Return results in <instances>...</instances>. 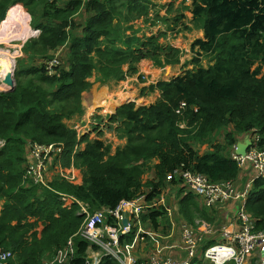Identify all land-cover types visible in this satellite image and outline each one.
I'll return each instance as SVG.
<instances>
[{"label":"trees","instance_id":"obj_1","mask_svg":"<svg viewBox=\"0 0 264 264\" xmlns=\"http://www.w3.org/2000/svg\"><path fill=\"white\" fill-rule=\"evenodd\" d=\"M154 1L0 0V24L11 9L8 21L25 10L32 29L41 31L24 45L25 59L17 58L15 90L0 91V253L13 255L6 264H58L59 252L71 240L75 245L69 263L89 264V244L76 236L86 215L63 199L77 200L90 214L115 210L141 193V175L149 165L155 175L146 184L149 197L161 196L177 171L195 172L213 183H236L246 176L231 159L237 143L257 135L264 147V0H195L189 12L205 38L193 50L213 64L205 68L196 57L189 64L193 69L150 88L160 92L154 105L120 107L111 123H118L117 135L127 144L115 155L109 156L101 141L80 148L89 139L67 122L84 114L82 94L93 86V73L104 86L137 74L143 60L158 67L180 64L179 50L160 43L166 34L140 38L130 25L137 17H148ZM66 46L69 50L62 59L58 56L50 76L43 61L54 60L55 52ZM204 145L213 150L202 154ZM33 146L59 148L54 164L81 169L84 183L61 177L35 183ZM172 182L177 183L175 178ZM179 204L184 223L194 226L198 217L212 222L210 210L200 208L192 194ZM246 211L257 230L263 229L264 179L254 181ZM162 220V233L169 235L172 225L164 210L144 218L156 232ZM214 242L206 240L193 264H203L202 256ZM99 264L120 263L104 256Z\"/></svg>","mask_w":264,"mask_h":264},{"label":"rangeland","instance_id":"obj_2","mask_svg":"<svg viewBox=\"0 0 264 264\" xmlns=\"http://www.w3.org/2000/svg\"><path fill=\"white\" fill-rule=\"evenodd\" d=\"M195 0H157L154 1L153 5L149 8L148 17L136 18L137 21L132 22L130 25L134 26L135 31L138 30V37L148 38L153 35L158 36L160 34H166L160 39V43L166 46L167 48H174L180 52V64L176 66H156L151 60H143L140 64L137 65L138 73L133 76H127L121 82H111L108 85H101L98 83L97 75L93 73V76L89 79V82L93 84L91 89L82 94V105L84 109V114L82 116L76 117L72 121H68L67 124L77 130L78 136L88 137V142H83L80 145V148L86 147V144L89 142L101 141L105 144L106 148L109 149V156L115 155L119 149H124L127 144V139H121L117 135L118 123H111V118L116 114L117 109L128 104H134L136 108L152 106L160 98V92L157 90L153 91L150 88L155 87L158 83L169 82L179 76L185 74L189 69L195 67L194 64L190 62L196 57L200 60V65L207 68L209 65L213 64L211 59L206 56H198L197 50H193V44L197 40H202L205 38L204 30L197 29L194 27L193 15L189 12V8L192 7ZM11 9L10 11H12ZM7 14L5 23L11 18L9 13ZM25 12V13H24ZM20 11L18 16L24 18L32 30V35L28 39H22L21 41H15L12 38H4L1 36V33L4 28L8 27L12 22L8 21L6 24H0V49L9 51L13 54V73L17 66V58L25 59L23 48L24 45L30 41L34 34V29L31 26V17L24 10ZM17 17V16H16ZM179 17L180 20L178 19ZM13 20V19H12ZM79 22H83L79 20ZM190 27V28H189ZM188 28V30H187ZM127 35L130 33L126 32ZM10 41V42H9ZM68 47H63L59 51L55 52V59L52 61H43L47 67H54L57 62L59 65L60 59L58 56L64 57L68 51ZM18 59V60H19ZM41 61L39 65H43ZM56 66V67H57ZM124 71H128V67L125 66ZM264 73V69H263ZM146 91L143 93V91ZM218 141L222 142L223 139ZM242 142V141H241ZM1 146H4L2 142ZM210 149L208 145L200 147V152L203 154ZM57 152L49 155L47 154L45 168L43 171L37 170V160L34 157L33 151L31 149V154L35 159L31 166V171L37 173L35 183H48L53 181L56 178H64L76 185H82L84 183V174L81 169L69 168L61 169L58 165L54 164V158L57 156ZM32 159V158H31ZM152 165L156 166L157 162H153ZM151 165L144 169V173L141 175V183L143 190H150L146 184L153 179L155 181L152 172L149 171ZM241 179H247L248 177L244 176ZM240 179V180H241ZM239 180V181H240ZM180 177L177 175L175 177V182L171 180L165 182V186L162 189L167 201V206H172L173 210L176 212V233L171 239H167L168 235L162 233L163 229V220L160 225V232H156L154 227L146 223L147 229L154 231L156 237H147L144 240V246L140 243L143 241L135 242V244L130 248L129 246L121 248L126 256H129L133 259H139L138 264H149L150 257L157 255L162 259L165 258H182L186 252L185 247L183 246L182 231L183 225H187L194 230L197 229L196 223L194 226L188 225L183 222L182 217H180V204L179 201L184 197L187 192L184 191L183 194H178V190H181V187L178 186ZM246 183H244L245 185ZM237 190V189H236ZM238 192V191H237ZM200 208H203L199 201H197ZM2 204L0 203V213L2 210ZM239 207V204H232L219 207L210 211L209 214L212 217V222L203 220L209 225L207 226L209 230L214 231L217 227L225 228H237L239 223L231 222L232 219H236V209ZM204 209V208H203ZM175 217V214H174ZM37 231L41 232L42 228H39ZM214 245V244H213ZM97 255L100 254L99 251L93 250ZM96 259L91 260V264H94ZM203 264H209L207 262H202Z\"/></svg>","mask_w":264,"mask_h":264},{"label":"built area","instance_id":"obj_3","mask_svg":"<svg viewBox=\"0 0 264 264\" xmlns=\"http://www.w3.org/2000/svg\"><path fill=\"white\" fill-rule=\"evenodd\" d=\"M40 34V30L34 31V37L37 38ZM56 66L57 62L54 67L46 66L50 76L54 74L53 69ZM250 136L252 146L245 158L239 157L235 153L236 146L231 154V159L238 163L240 169L249 179L243 190H240L237 186L239 180L236 183H213L204 175L180 171H177L173 176H169V180L173 181L178 175L181 188L187 194L195 196L207 210L213 211L219 207L231 205V203H238L236 219H232L231 222L239 223V226L232 229L217 227L212 231L207 227L209 224L200 219L195 220L196 230L184 224L182 238L183 246L186 249L185 256L162 259L154 255L150 257L149 264H193V259L196 256H201L202 246L207 239L215 241V243L204 252L202 256L204 262L209 264H264V228L257 230L255 221L250 218L246 211L247 199L254 181L264 179V147L260 146L257 135ZM32 151L37 160V170L43 171L47 154L51 155L57 152V149L54 147L33 146ZM60 151L58 150V153ZM34 173L36 172L34 171ZM149 195L150 193H142L131 201L121 203L115 210L103 209L95 214H90L88 207L76 200L63 199L70 206L76 204L81 207L83 214L86 215V220L76 236L89 244L86 258L89 264H91L92 259H96L94 264H99L104 256H112L120 264H138L139 259L126 256L121 248L127 246L131 248L135 242L139 241H143L140 246L141 244L144 246V240L147 237L157 236L154 231L147 229L146 223H149V221H144V218L145 216L149 217L150 214L158 210H164L171 219L172 231L167 239L174 236L176 224L174 223L173 209L167 206L165 195L151 198ZM148 198L151 200H148ZM125 218L128 220L126 227L123 225ZM132 235H134L132 243L121 244V240ZM74 244L75 241L71 240L66 248L59 252L56 258L58 264H70L69 258L74 253ZM96 248L98 250H95ZM93 250L99 251L100 254L97 255ZM12 257L10 251L1 252L0 264H6ZM55 263L53 261L51 264Z\"/></svg>","mask_w":264,"mask_h":264},{"label":"bare ground","instance_id":"obj_4","mask_svg":"<svg viewBox=\"0 0 264 264\" xmlns=\"http://www.w3.org/2000/svg\"><path fill=\"white\" fill-rule=\"evenodd\" d=\"M18 15L19 14H17V17L11 20L12 23L8 27L3 29L1 33V36L3 34L2 37H13V40L15 41H21L22 39H28L29 37H31L33 32L29 26V23L24 18ZM2 42L4 41L1 40L0 43ZM13 60L14 57L11 52L0 49V91L4 92L8 90V86L5 85L3 81L7 74L13 73Z\"/></svg>","mask_w":264,"mask_h":264},{"label":"water","instance_id":"obj_5","mask_svg":"<svg viewBox=\"0 0 264 264\" xmlns=\"http://www.w3.org/2000/svg\"><path fill=\"white\" fill-rule=\"evenodd\" d=\"M6 17H7V15H6ZM14 75H15V73H11V74H7L6 75L3 83L8 86V90L7 91H4V92H13L15 90L16 83H15ZM1 92H3V91H1ZM251 146H252V141H251L250 135H246L245 136V139L242 142L237 143L236 152L235 153L239 157L245 158V156L247 155L248 150L250 149ZM127 224H128V221L125 218L123 220L124 227H126Z\"/></svg>","mask_w":264,"mask_h":264},{"label":"clouds","instance_id":"obj_6","mask_svg":"<svg viewBox=\"0 0 264 264\" xmlns=\"http://www.w3.org/2000/svg\"><path fill=\"white\" fill-rule=\"evenodd\" d=\"M34 31H35V30H34ZM33 37H34V36H33ZM35 38H36V37H35ZM19 58H20V57H19ZM117 110H118V109H117ZM250 138H251V136H250ZM244 139H245V137H244ZM244 139H243V140H244ZM243 140H242V141H243ZM239 142H241V141H239ZM239 142H238V143H239ZM236 146H237V145H236ZM58 150H60V149L58 148L57 151H58ZM75 185H76V184H75ZM178 186H180V183L178 184ZM180 187H181V186H180ZM183 190H184V189H183ZM184 191H185V190H184ZM142 193H143V194H148V193H151V191H150V190L147 191V190H143V189H142V190H141V193H139L138 196H139L140 194H142ZM163 194H164V193H163ZM138 196H137V197H138ZM159 196H160V194H159ZM150 198H151V197H150ZM134 199H135V198H134ZM67 200H75V199H67ZM76 201H77V200H76ZM196 201H198V200L196 199ZM64 202H65V201H64ZM65 203H66V202H65ZM79 203H80V202H79ZM66 204H67V206H69V207H73L74 205H76V204H74V205L70 206L68 203H66ZM81 204H82V203H81ZM83 205H84V204H83ZM77 206H78V205H77ZM171 207H172V206H171ZM79 208H80L81 213L83 214V212H82V210H81V207H79ZM172 209H173V208H172ZM158 211L161 212V210H158ZM158 211H155V212H158ZM153 213H154V212H153ZM165 213H166V212H165ZM166 214H167V213H166ZM173 214H175L174 220L177 221L175 210H173ZM83 215H84V214H83ZM81 216H82V215H81ZM168 217H169V216H168ZM169 218H170V217H169ZM126 219H127V218H126ZM170 220H171V219H170ZM127 221H128V220H127ZM170 222H171V221H170ZM171 225H172V224H171ZM82 226H83V225H82ZM81 228H82V227H81ZM81 228H80V229H81ZM83 241H84V240H83ZM85 242H86V241H85ZM74 245H75V244H74ZM95 250H98V249L96 248ZM86 254H87V252H86Z\"/></svg>","mask_w":264,"mask_h":264},{"label":"crops","instance_id":"obj_7","mask_svg":"<svg viewBox=\"0 0 264 264\" xmlns=\"http://www.w3.org/2000/svg\"><path fill=\"white\" fill-rule=\"evenodd\" d=\"M13 17V16H12ZM242 178V176L239 178V180ZM247 179H241L240 181H238L239 184H237V186L239 187L240 190H243L247 184ZM244 183H246L244 185ZM175 235V234H174ZM185 256V254L183 255V257Z\"/></svg>","mask_w":264,"mask_h":264}]
</instances>
